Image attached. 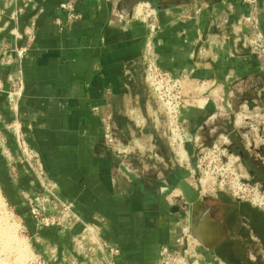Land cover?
Segmentation results:
<instances>
[{"label":"crops","instance_id":"1","mask_svg":"<svg viewBox=\"0 0 264 264\" xmlns=\"http://www.w3.org/2000/svg\"><path fill=\"white\" fill-rule=\"evenodd\" d=\"M25 1L0 0V188L6 201L24 212L33 240L53 264H158L162 247L183 248L187 209L169 178L175 170L158 143V111L143 81L147 23L122 0H76L80 18L72 23L58 8L68 0H40L35 9ZM146 1H157L159 67L185 75V143L209 145L222 138L226 124L233 131L239 114L264 111V70L239 42L247 34L236 26L248 11L242 0ZM257 1L264 36V0ZM25 45L18 58L15 50ZM107 123L126 150L122 163L104 144ZM18 133L38 155L57 199L71 204L77 221L69 228H37L28 215L25 197L42 207L45 195L17 159ZM151 152L163 164L152 163ZM187 152L193 154L191 147ZM198 212L195 221L204 229ZM86 226L93 228L90 242L118 254L92 245L88 254L76 251L73 238ZM208 232L204 242L221 236Z\"/></svg>","mask_w":264,"mask_h":264},{"label":"rangeland","instance_id":"2","mask_svg":"<svg viewBox=\"0 0 264 264\" xmlns=\"http://www.w3.org/2000/svg\"><path fill=\"white\" fill-rule=\"evenodd\" d=\"M166 1L168 0H164V2ZM122 6L131 7L132 16L141 14L138 18L141 19L142 17L143 19L145 13H150L151 10H156L157 1L151 3L146 0H133L130 3L127 0H122ZM246 31L247 34L244 37H247L249 34L248 30ZM141 71L143 74L142 65ZM151 97L153 104L155 105V109L158 111V115L156 117L157 119H155V130L158 134V143L164 151L165 156L170 159L175 170V175H171L169 177L172 180L173 185L175 184L176 187V184L180 179H184L186 181L188 180L190 183L188 181L187 182L192 187H199V192L201 195H209L211 197L216 196L221 200L234 202L233 204L235 205L239 204L240 209L243 212L253 210L264 215V204H262V200L260 201V199H264V111H246L245 113H241L237 116L235 126L232 127L233 131L231 133H229L230 127L227 128L228 125L226 124V127L222 129V138L215 137V141L209 145H201L200 143L191 145L189 143H185L181 125L178 129L179 133L174 131V137L168 133L163 109L152 95ZM233 120L235 121V118H233ZM172 138L174 139L172 140ZM214 144L218 148L219 153H224V156L220 154V159H218L219 156H215L217 154L213 153L212 155L211 153L207 152L211 150ZM119 147L122 149V145L120 143ZM190 147L193 154L188 156L187 151L190 149ZM109 150L117 157H121L119 158V162L122 163V154H118L115 149ZM179 150L183 151V158L177 156L179 155ZM17 152L18 161L25 163L18 147ZM148 155L151 156L149 160L152 163L156 162L160 163V165L163 164L161 157H158V155H156L154 152H151ZM25 164L28 166L27 163ZM197 165H200V168H198ZM179 166L183 168L180 172L177 171ZM221 168L222 170H220ZM249 170L254 173V178L250 175ZM187 171L189 173H187ZM234 174L238 179L237 186L234 185ZM221 177H223L225 181V185L223 187L219 186L218 184V181H220ZM36 179L38 180L37 177ZM214 181H217L215 185ZM44 182L45 184H50L51 187L54 188L45 175ZM175 189V192L180 196V192L177 190V188ZM54 195L56 196V194ZM28 198L31 197H25L27 207L26 211L28 215H30V209L27 205ZM40 202L42 203V207L38 206V208L40 209L43 216H55V214L57 215L58 212L61 211L60 205L54 206L53 203L42 202L41 200ZM44 203H48L50 206L45 207L43 206ZM47 207L49 212L46 209ZM23 214V211L14 209L11 205H9V203L6 201L4 193L0 188V264H53L54 261L52 259L48 260L49 257L45 258L41 249L33 240L31 231L25 223L24 217H22ZM75 218L72 217V219L68 221L70 219V215H67L65 216V223L62 224V226L54 224L50 227H43L38 225V222L31 217L37 228L58 229L69 228L74 222L77 221L74 220ZM86 227L83 229V232L80 235L73 238V246L75 250L84 255L91 252L90 245H92L94 248L97 247L96 245H100V243H98L96 240L92 241L94 244L90 242L94 236L85 231ZM83 235L85 236L84 240L82 241L81 245H77L75 240ZM183 237V248L181 250H171L183 256L185 255V264H225L218 260L215 261L213 257H206L198 253L196 248L199 247V244L192 237L191 239H188L185 236V229L183 230ZM158 264H164L162 263V257L160 256V253Z\"/></svg>","mask_w":264,"mask_h":264},{"label":"built area","instance_id":"3","mask_svg":"<svg viewBox=\"0 0 264 264\" xmlns=\"http://www.w3.org/2000/svg\"><path fill=\"white\" fill-rule=\"evenodd\" d=\"M37 1L40 0H26L24 5L32 3V7L34 8V5ZM75 1L76 0H69L59 4L58 8L64 11L66 14L67 23H72L80 18L79 14H77L74 9ZM242 2L247 6L248 11L239 19V21L236 23V26L240 31L243 29L248 30L249 34L247 37L239 39V42L241 43L242 48L249 50V53L253 55L259 62L260 68L264 70V36L259 26L258 18L260 9L258 6V1L242 0ZM21 11L22 9H19L17 13L20 14ZM197 11H199V9H197ZM140 15L137 14L136 16L139 17ZM15 17L16 15L14 14L13 18L15 19ZM143 20L145 23H147V35L145 37L144 49L140 59V63L143 66V79L151 95L161 105L166 120L167 131L172 135V137H174V131L179 133L178 129L180 128V110L186 106V97L183 92V79L185 78V75H181L179 77L174 76L170 72L161 69L157 63L153 42L155 33L157 31L156 10H151L150 13H145ZM26 34L30 39L33 36L31 31H28ZM27 50L28 45H25L16 49L15 53L17 54L18 58H22ZM14 87L17 91H19L21 89L20 81H16L14 83ZM103 139L107 148L115 149L116 152L118 154H122V156L127 154L124 148L121 149L119 147L120 141L113 128L108 123L104 126ZM173 139L174 138H172V140ZM16 144L22 154L24 162L28 164L32 173L38 178L44 191L45 196L43 195L44 197L41 201L53 203L54 206H61V211H59L57 215L55 214V216L47 217L43 216L38 206H36L34 200L32 198H28L27 205L30 209V215L32 219L36 220L38 225L50 227L54 224L62 226V224L65 223V216L67 215H70V219L68 221H70L72 217L75 218L72 213L71 204L59 201L54 195L55 193L53 191V187H51L50 184H45L44 171L38 159V155L31 148H29L19 133L16 134ZM218 151V148L214 144L211 150L207 152L211 153L212 155L213 153L217 154L215 156H219L218 159H220V156H224V153H219ZM197 167L200 168V165H197ZM220 170H222V168ZM234 179V185L237 186L238 179L235 174ZM216 182L217 181H214V185ZM218 184L221 187L225 185L223 177H221L220 181H218ZM74 220H76V218ZM85 231H87L90 235L93 234L92 227H86ZM84 238L85 236L83 235L76 239V244L81 245ZM96 246L97 249L108 251L110 255L118 254L117 249L111 248L104 243H100L99 246ZM160 256L162 257V263L164 264H185V255L183 256L181 254L175 253L168 247L161 248Z\"/></svg>","mask_w":264,"mask_h":264},{"label":"flooded vegetation","instance_id":"4","mask_svg":"<svg viewBox=\"0 0 264 264\" xmlns=\"http://www.w3.org/2000/svg\"><path fill=\"white\" fill-rule=\"evenodd\" d=\"M249 173L254 178V173L250 170ZM202 196L206 198L194 210L186 204L185 236L188 239L193 234L207 237L208 231L214 229L219 230L221 236L217 241H205L206 246L199 245L197 252L207 257L215 256L225 264H264V215L253 210L243 212L239 204L216 196ZM198 211H201L204 229H199L195 221Z\"/></svg>","mask_w":264,"mask_h":264},{"label":"water","instance_id":"5","mask_svg":"<svg viewBox=\"0 0 264 264\" xmlns=\"http://www.w3.org/2000/svg\"><path fill=\"white\" fill-rule=\"evenodd\" d=\"M226 98L224 100L226 101ZM177 190L180 192L181 199L184 204L190 205L193 210L195 207H198L200 202L206 197L202 196L199 192V187H192L186 180L180 179L176 184ZM194 216V215H193ZM193 239L196 240L198 244L205 245V242L202 240V237L198 234L191 235ZM216 241V239L214 240ZM206 246V245H205Z\"/></svg>","mask_w":264,"mask_h":264},{"label":"bare ground","instance_id":"6","mask_svg":"<svg viewBox=\"0 0 264 264\" xmlns=\"http://www.w3.org/2000/svg\"><path fill=\"white\" fill-rule=\"evenodd\" d=\"M140 5H142V4H140ZM137 6H138V5H137ZM137 6H136V8H137ZM140 7H141V6H140ZM136 8H135V9H136ZM140 10H141V9H140ZM136 12H137V11H136ZM139 12H141V11H139ZM178 154H179V155H177V156H180L181 158L184 157V153H183V151H180V150H179ZM179 159H180V158H179ZM1 199H2V198H1ZM262 201L264 202V199H263Z\"/></svg>","mask_w":264,"mask_h":264}]
</instances>
